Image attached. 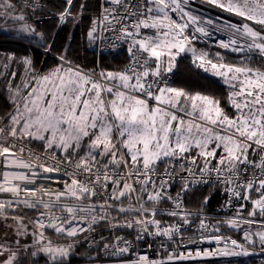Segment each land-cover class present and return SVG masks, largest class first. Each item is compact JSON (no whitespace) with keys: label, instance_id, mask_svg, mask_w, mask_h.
<instances>
[{"label":"snow or ice","instance_id":"snow-or-ice-1","mask_svg":"<svg viewBox=\"0 0 264 264\" xmlns=\"http://www.w3.org/2000/svg\"><path fill=\"white\" fill-rule=\"evenodd\" d=\"M189 2L102 0L87 40L107 42L124 62L103 66L101 49L100 63L86 68L29 22L41 0H0V37L56 53L43 69L33 56L0 58L11 105L0 115V264H71L85 247L89 264L249 256L257 245L264 253V0H204L239 23L201 17ZM73 6L64 0L51 13L56 27ZM209 41L223 52H211ZM187 57L223 87L227 107L174 86ZM205 187L223 192L221 207L234 214L210 220L209 196L189 208ZM149 237L175 248L150 259L135 250L142 241L151 247ZM188 243L217 247L178 251Z\"/></svg>","mask_w":264,"mask_h":264},{"label":"trees","instance_id":"trees-1","mask_svg":"<svg viewBox=\"0 0 264 264\" xmlns=\"http://www.w3.org/2000/svg\"><path fill=\"white\" fill-rule=\"evenodd\" d=\"M198 2H204V0H197ZM102 0H74V6L71 11L73 16L70 18L69 22L56 27L58 21L55 15L51 13H56L61 10L64 5V0H41L43 5L42 9H38L39 15H32L29 22H35L38 31L43 32L49 41H55L56 49H68V55L70 59L74 62L79 63L83 67H92L93 62L100 63L101 48H97L90 44L87 40V31L91 25L92 19L98 17L100 14V5ZM86 5L84 10H81L80 5ZM0 58L6 53L14 52L18 56L29 55L33 56L37 67L43 69L45 67L44 61H46L47 66H52L56 61V53L50 54V56L42 55V49L36 41H33L31 47L28 46V41H16L11 37H0ZM200 47H204L203 44ZM221 51L220 49H212V52ZM119 50L111 52H106L103 50V66L108 68L119 67L124 62V55H118ZM223 52V51H221ZM229 57L233 54L227 53ZM18 73L19 76H23V66L14 65L11 70ZM175 83L174 86L185 87L194 91H202L206 94L215 95L216 98L222 101V105H226V92L223 87L217 82L214 77L208 76L195 69L191 65L190 57L183 60L180 64L175 76L173 77ZM19 82V81H17ZM5 83L3 79H0V115L11 111V105L8 100V92L5 88ZM204 196H209L210 200L205 208V213L212 212L217 206H219L223 193L221 191L204 188L203 191L197 192L194 196H190L186 203L189 208L195 209V207L200 203ZM230 213L229 215H233ZM225 234L230 235L233 239H237L239 242L243 243V233L240 231L225 230ZM256 249H259L258 245ZM94 255V254H92ZM118 258L110 257L104 258V264H115ZM90 260V249L80 248L77 250L76 254L71 258V264H89ZM264 263V257L259 259L256 254L249 256H242L240 259H196V260H185V261H175L172 264H261ZM40 264H44L41 260Z\"/></svg>","mask_w":264,"mask_h":264},{"label":"built area","instance_id":"built-area-1","mask_svg":"<svg viewBox=\"0 0 264 264\" xmlns=\"http://www.w3.org/2000/svg\"><path fill=\"white\" fill-rule=\"evenodd\" d=\"M188 7L190 8V10L201 16L204 18H210V16L208 15L207 11L204 12L202 10V6L199 4V2L197 0H190ZM217 38H224L222 35H218L215 34V36L213 37V39H217ZM107 42L100 44L101 49H103L106 52H109L108 47L106 46ZM209 44L211 46V41H209ZM211 47H215V46H211ZM117 51V50H116ZM55 186V185H54ZM206 188V187H205ZM223 193V192H222ZM173 195H175V192H173ZM226 201V195L223 193V197L222 200L219 204V206H217L215 209H213L212 212H207L206 215L208 216V218L210 220H212L213 222L220 217H224V216H228L230 213H234L235 209L234 208H222L221 206L225 203ZM238 203V202H235ZM103 231V235L105 237H109L110 233L107 230H102ZM228 235V234H225ZM148 241L151 242V247H149L147 245V243L145 242H138L135 246V250L140 253V254H147L149 256L150 259H165L167 257L168 251H171L175 248V245L171 244L170 242L164 240L163 243L165 244L167 251L165 250V248H161V242H162V238H156L153 241V238L149 237L147 238ZM188 240V235H185V241L187 242ZM217 247V245L215 244H208V243H203V244H199V245H192L191 243H188V247L187 248H180L178 249V251H187L189 249H196V248H214ZM105 258H110V257H105ZM134 258V257H133ZM219 258H223V259H240L242 258V256H236V257H211L210 259H219Z\"/></svg>","mask_w":264,"mask_h":264},{"label":"rangeland","instance_id":"rangeland-1","mask_svg":"<svg viewBox=\"0 0 264 264\" xmlns=\"http://www.w3.org/2000/svg\"><path fill=\"white\" fill-rule=\"evenodd\" d=\"M199 4L202 6V10L204 12L207 11L210 18L213 19L214 21H216L217 23H225V22L239 23L240 22L237 17L231 16L226 12H222L221 10H219L213 6H210L205 2L199 1ZM216 34L222 35L221 33H216ZM201 44H203V43H201ZM203 46H205V45L203 44ZM214 48H216V47L210 46L209 50L212 52V49H214ZM216 49H218V48H216ZM220 50L223 51L222 49H220ZM215 52H213V53H215ZM47 56H50V55H47ZM15 71H16V67H15ZM22 72H23V74H25L24 68H23ZM258 247H259V245H258ZM255 254L258 256L259 259H262V257H264V253H261L259 249H255ZM261 264H264V263H261Z\"/></svg>","mask_w":264,"mask_h":264}]
</instances>
